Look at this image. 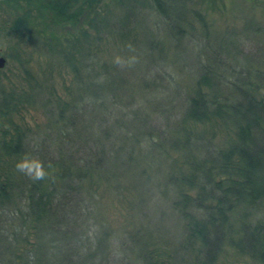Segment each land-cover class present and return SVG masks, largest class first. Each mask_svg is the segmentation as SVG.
Instances as JSON below:
<instances>
[{"label": "trees", "instance_id": "trees-1", "mask_svg": "<svg viewBox=\"0 0 264 264\" xmlns=\"http://www.w3.org/2000/svg\"><path fill=\"white\" fill-rule=\"evenodd\" d=\"M107 1L0 0L14 12L12 31L35 37L41 25L50 55L38 51L73 74L67 99L43 100L32 75L22 95L0 83V126L4 117L12 127L0 140V207L21 198L35 264L56 246L65 264H100L114 241L118 264H187L192 249L188 264H214L225 245L264 264L263 29L243 25L256 45L248 52L236 33L212 37L195 0ZM22 104L48 115L36 137L12 124ZM25 156L43 162L44 179L17 170ZM108 200L132 229L107 230Z\"/></svg>", "mask_w": 264, "mask_h": 264}, {"label": "rangeland", "instance_id": "rangeland-1", "mask_svg": "<svg viewBox=\"0 0 264 264\" xmlns=\"http://www.w3.org/2000/svg\"><path fill=\"white\" fill-rule=\"evenodd\" d=\"M193 4L206 15L209 23L212 24L210 29L212 37L221 35H228L227 37H229L232 33H236L235 36L238 37L239 42L242 41L241 44L245 50L248 52L250 50L254 51L251 48L254 49L256 45L251 44L249 41L252 35H241V30L245 22H252L261 27L264 32V0H195ZM14 17V12L11 9L7 7L0 8V56L5 58V64L0 69V83L3 90L6 93H14L17 96L29 92L31 86L35 84L30 82V76L32 75V78L34 77L33 80L37 81L42 89L43 100L49 98L52 100L55 96L67 99L68 88L71 87L73 78L68 64L52 62L49 60V56L46 57L39 52L40 50L38 51L41 46L46 51V46L41 44L47 41V36L42 31L41 25L38 27L39 33H36L35 37H24L15 34L10 28ZM258 36L262 41L264 40V33ZM45 53H47L45 55H50L48 51ZM187 81L189 80L184 77L183 83ZM18 109L13 112L12 116L10 115L13 125L29 129L31 135L35 137L38 135L36 132L45 129L48 123V115L42 107L35 104H22ZM5 119L4 117L1 118L0 140H2L3 131L9 130L10 132L12 129V127L10 129V126L3 122ZM228 137L229 134L226 131L217 132L215 142L223 145L222 143ZM5 167L7 168V166ZM10 176L17 183L23 180V176L19 175L15 170L10 171ZM13 196L7 205L3 208L0 207V264H35V260L40 256V252L37 250L38 237L32 223L21 218L19 213V209L23 211L21 198L17 195ZM106 215L109 220L107 230H121L123 227L132 229L133 227L126 217L127 213L123 205L117 200H108ZM54 236L57 238L59 235L54 234ZM167 236L172 238V228H168ZM113 244V254L109 255L107 259L99 260L100 264H118L113 260L120 258V253L116 249V245L119 243L114 241ZM186 244H194L195 248L199 247L198 243L189 241H182L181 245ZM155 245L157 248L159 247L162 259H166V253L171 252L167 249V242L162 240L155 243ZM181 251L185 250L181 248ZM197 252V249H192L191 253L193 256L185 258L187 264L194 261ZM43 254L41 264H51L52 262L65 264L67 260L64 250L57 246L53 249L49 247L43 251ZM81 263L80 261L76 262V264ZM67 264H70V262H67ZM71 264L74 263L72 262ZM83 264L89 263L83 261ZM214 264L261 263L256 257L243 254L237 249L225 245L218 253Z\"/></svg>", "mask_w": 264, "mask_h": 264}, {"label": "clouds", "instance_id": "clouds-1", "mask_svg": "<svg viewBox=\"0 0 264 264\" xmlns=\"http://www.w3.org/2000/svg\"><path fill=\"white\" fill-rule=\"evenodd\" d=\"M117 63H119V58H117ZM16 168L34 180L44 179L47 175L43 162L36 157L25 156L16 164Z\"/></svg>", "mask_w": 264, "mask_h": 264}, {"label": "water", "instance_id": "water-1", "mask_svg": "<svg viewBox=\"0 0 264 264\" xmlns=\"http://www.w3.org/2000/svg\"><path fill=\"white\" fill-rule=\"evenodd\" d=\"M5 64V58L3 56H0V69L3 68Z\"/></svg>", "mask_w": 264, "mask_h": 264}]
</instances>
